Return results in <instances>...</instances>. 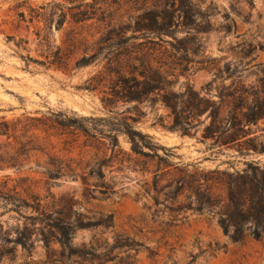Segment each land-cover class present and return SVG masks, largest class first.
<instances>
[{"label":"rangeland","instance_id":"1","mask_svg":"<svg viewBox=\"0 0 264 264\" xmlns=\"http://www.w3.org/2000/svg\"><path fill=\"white\" fill-rule=\"evenodd\" d=\"M194 2L210 29L196 35V54H176L170 88L179 92L189 84L215 102L227 90L263 95L264 0ZM79 3L93 13L84 23L69 14ZM62 11L68 14L57 29ZM138 12L129 0H0V122L8 128L0 126V264H264V234L232 241L216 218L181 209L182 197L174 202L167 189L156 202L153 189L156 177L158 186L165 185L177 170L233 171L250 160L264 165V119L247 136L262 152L218 146L202 138L207 112L182 134L168 127V110L151 96L110 106L115 47L75 67L96 51L100 37L114 38L121 25H134ZM185 34L179 29L175 38ZM172 39L162 35L163 46L171 49ZM57 47L69 56L67 65L48 63ZM124 122L162 148L132 151ZM47 170L61 175L50 178ZM53 208H64L70 221L83 224L67 247L53 233L44 243ZM24 229L31 234L26 247L13 242Z\"/></svg>","mask_w":264,"mask_h":264},{"label":"trees","instance_id":"2","mask_svg":"<svg viewBox=\"0 0 264 264\" xmlns=\"http://www.w3.org/2000/svg\"><path fill=\"white\" fill-rule=\"evenodd\" d=\"M129 2L139 11L134 17V25L123 27L121 25L114 33V38L100 37L96 41L99 44L96 51L81 56L76 60L75 67L93 62L103 49L113 46L115 48L111 51L110 57V106L118 102H141L151 96L152 103L160 101L168 110V116L171 118L168 127L178 129L182 134H189L190 129L196 125L195 120L198 121L199 117L207 112L209 123L204 127L203 139H211L213 144L218 146L236 145L240 150L262 152V146L257 149L255 138L247 136L251 133L250 127L264 119V92L260 95L256 91L240 89L221 91L218 94V101L215 102L200 97L189 84L179 92L170 88L172 80L169 78L176 76L175 67L178 65L176 54L182 52L185 57L196 54V50L201 47L196 35L210 29L207 16L200 12L194 0H129ZM81 4L69 8L75 9L69 12L75 23H84L93 18L92 12L79 9ZM59 6L62 7L61 4ZM67 14L65 11L59 13L57 29L64 23ZM179 29L184 30L186 34L176 39L175 33ZM128 30L132 34L125 37L124 33ZM150 35L157 36L158 42L152 41ZM162 35L173 38L167 41L171 49L163 46L166 41L162 40ZM139 37L144 40L137 44H129L131 38ZM75 39V37L69 39L72 42L70 45L75 43ZM65 54L57 47L48 63L57 67L67 65L69 56ZM186 60L191 62L188 58ZM189 70L190 67H183V71ZM91 87L92 84L87 86L88 89ZM105 99L107 101L108 98ZM0 126L7 131L4 122H0ZM124 128L135 153H143V146L154 150L161 147L152 143L149 135L134 129L132 123L124 122ZM115 142L117 143L116 137ZM155 155L160 159L164 158ZM47 174L50 178L61 175L57 170H47ZM160 177H156L153 188L156 202L162 189H167L165 196L174 202H179L178 199L182 197L183 203H179L183 204L180 205L181 209L206 212L212 218H216L222 231L232 241H242L247 236L259 239L264 234V165H259L257 161H246L243 168L233 171L217 168L207 171L195 169L189 172L177 170L172 173L171 179L165 185L158 186ZM17 200L22 202L20 197ZM67 215L64 208L50 210L46 222L48 232L42 235L46 245L49 244L53 233L61 246H69L73 232L83 224L70 221ZM13 242L21 244L22 247L30 245L29 230L17 231Z\"/></svg>","mask_w":264,"mask_h":264}]
</instances>
